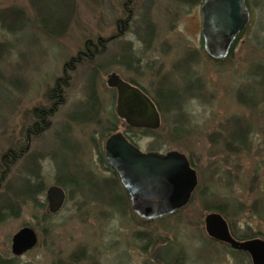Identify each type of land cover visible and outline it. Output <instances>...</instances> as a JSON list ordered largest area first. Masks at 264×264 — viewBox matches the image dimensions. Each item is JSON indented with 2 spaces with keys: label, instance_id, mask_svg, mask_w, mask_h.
<instances>
[{
  "label": "rangeland",
  "instance_id": "obj_1",
  "mask_svg": "<svg viewBox=\"0 0 264 264\" xmlns=\"http://www.w3.org/2000/svg\"><path fill=\"white\" fill-rule=\"evenodd\" d=\"M200 2L0 0V47L6 50H0V157L20 144L31 110L48 104L54 80L67 82L49 127L25 143L24 155L0 178L1 258H16L14 264H144L148 239H174L183 250L180 264H251L208 240L203 217L216 211L206 210L207 202L230 200L238 213L226 208L228 224L230 218L234 230L264 239V0H246L249 24L222 61L203 50ZM87 41L100 43V50L77 62ZM66 63L74 69L63 71ZM112 71L153 96L157 87L172 90L178 101L188 95L193 121L177 139L166 134L173 115L166 110L155 135L126 131L142 150L189 155L199 175L189 203L150 226L129 209L117 211L124 209V197L100 157L111 132L104 128L112 126L106 117L114 112L115 90L105 83ZM91 81L100 100L95 115L90 103H82ZM245 130V147L224 146L229 138L242 141ZM57 170L74 181L73 190L65 187L64 206L43 221L45 191L57 183ZM35 190L29 199L11 195ZM22 226L36 231L38 243L16 257L10 240Z\"/></svg>",
  "mask_w": 264,
  "mask_h": 264
},
{
  "label": "water",
  "instance_id": "obj_2",
  "mask_svg": "<svg viewBox=\"0 0 264 264\" xmlns=\"http://www.w3.org/2000/svg\"><path fill=\"white\" fill-rule=\"evenodd\" d=\"M199 14L205 53L213 60L224 59L236 36L249 21L245 0H202ZM106 85L116 90L114 111L126 125L148 130L159 127V111L139 87L124 81L115 72L107 75ZM104 154L126 188L133 210L147 219L172 213L184 205L196 184L194 170L183 153L177 150L143 152L119 131L105 140ZM45 194L46 211L57 213L65 199L64 190L54 184L47 187ZM204 226L210 237L229 244L232 249L247 252L251 264H264L263 239H234L229 234L226 220L217 212L205 216ZM37 241L35 230L22 226L11 236L10 252L21 256L33 249ZM180 254L181 246L169 240L155 248L154 258L163 264H173Z\"/></svg>",
  "mask_w": 264,
  "mask_h": 264
},
{
  "label": "trees",
  "instance_id": "obj_3",
  "mask_svg": "<svg viewBox=\"0 0 264 264\" xmlns=\"http://www.w3.org/2000/svg\"><path fill=\"white\" fill-rule=\"evenodd\" d=\"M185 1V0H183ZM188 2H193L196 0H186ZM20 10V9H19ZM21 12V10H20ZM130 18H126V21H129ZM9 30V29H8ZM118 34H115L114 36L117 37ZM101 46L100 43H98V45L96 44H92L90 42H86L85 43V51L80 52V55L85 54L87 58V60H89L91 58L92 55H94L96 53L97 50H100ZM98 47V48H97ZM0 50H3V52L5 53V48H1ZM79 55V56H80ZM229 56V53H228ZM227 56V57H228ZM226 57V58H227ZM225 58V59H226ZM92 60V58H91ZM222 61V60H220ZM93 76V74H92ZM131 83H135V81L130 80ZM67 82L64 80L63 77L60 78H56L52 84V86L50 88L47 89L46 91V100H47V105L45 106H40V107H35L31 110L30 112V117H29V121L27 123L24 124V132L22 134V137H20V141H18L20 144H13L10 145L6 151L1 155L0 159H1V165H3V171L1 172V176L5 174V172L7 171V168H9L11 166V164L13 162H15L18 158L22 157L27 149V147L25 148L24 145L25 143H29L31 141V139L36 138L39 136V134L44 131L47 127H49L50 125V117L53 115V113L56 110L57 105H59L62 102V95H63V91L66 88ZM138 85V84H137ZM141 87V86H140ZM142 88V87H141ZM148 95L151 96V98L154 100L158 110L160 111V113L164 110H166L167 112H171L172 115V123H171V129L166 133L169 135V137H171L172 140L177 139V136L179 135H183L186 131H187V125H190L193 121V119L191 118V116L188 114V110L186 111V107H185V99L187 98L188 95L182 97L180 99V101H178L173 94L172 90H169L168 88H164V87H157L155 90V95H151L149 92H147L144 88H142ZM87 97L86 100L83 101L82 103H90L93 107H94V115L97 112V109L100 105V100L98 98L97 95V91L96 88L93 84V82L91 81L90 87H88L87 89ZM190 94V93H188ZM173 102H177L176 105H171V103ZM94 117V116H93ZM106 122L112 126H106V128H104V131H114L116 130V127L118 126V124L120 123V121L117 119V117L115 116V114L111 111V113L109 114V116L106 117ZM113 123V124H112ZM127 131H133L131 128L126 127ZM161 129V128H159ZM142 132L150 134V135H155L157 130L155 131H148V130H143ZM246 132L247 130H245L243 132V139L242 141H240V138L237 139V137L234 138H229V140H225L223 141L224 146L230 150L236 149V148H231V147H235L238 146L240 147H245L246 146ZM235 143V144H234ZM153 147H155L153 145ZM36 176V174H35ZM56 182L58 185L64 187H70L72 185V190H73V182L74 181H66L63 179L61 172L59 170H57V174H56ZM39 184L40 187V183L39 182H35ZM38 187V188H39ZM30 189V188H29ZM38 190H35L33 193L31 194H15L14 192L11 193L13 198H33L34 193H36ZM29 193V192H28ZM206 203V202H205ZM208 203V202H207ZM205 204V209H214L218 212H220L221 214H223V216L226 218L225 214H226V208L229 207V215H236L238 213V209H235L234 203L232 201L229 200V202H225V203H221V204ZM43 205V204H42ZM49 214H47L46 212L42 213V219L43 221H45L46 219L49 218ZM229 230L231 235L236 238V239H247L250 238L251 235L245 231H236L233 229V227L231 226V221L229 218ZM229 251L232 254H236V255H244V253L242 251H236V250H230ZM16 258H11V259H4L0 257V264H14ZM72 262L74 264H79L76 263L77 260L76 259H72ZM79 262V261H78ZM72 264V263H71ZM82 264V263H81ZM83 264H97L95 261H89L87 263H83Z\"/></svg>",
  "mask_w": 264,
  "mask_h": 264
},
{
  "label": "flooded vegetation",
  "instance_id": "obj_4",
  "mask_svg": "<svg viewBox=\"0 0 264 264\" xmlns=\"http://www.w3.org/2000/svg\"><path fill=\"white\" fill-rule=\"evenodd\" d=\"M129 2H131V0H127V3H129ZM126 3V4H127ZM126 21V20H125ZM124 21V22H125ZM78 55V60H77V62H82L84 59H85V57H86V55L85 54H82V55H80V52L77 54ZM80 55V56H79ZM77 57V56H76ZM77 59V58H76ZM74 60V59H73ZM67 64V63H66ZM70 66V63L69 64H67V66H63V71H65V70H67L68 68H70V69H74V67H75V64H72L71 63V66ZM122 79H125V78H122ZM125 80H127V79H125ZM127 81H129V82H131L129 79L127 80ZM133 84H135V83H133ZM136 85H137V83H136ZM138 86H140V85H138ZM114 113V112H113ZM118 119V118H117ZM119 120V119H118ZM120 121V123L118 124V126L119 125H121V127H124V129H125V131L123 132V131H120L123 135H124V137L130 142V143H132L133 145H135V146H137L138 147V145H137V143H136V141L133 139V137H131L130 135H128L127 133H126V131H127V129H126V127H128V128H131L132 130H136V131H143V130H148V129H135V128H132V127H130V126H128V125H126L125 123H124V121L123 120H119ZM116 131H119V130H114V131H111L110 133H108L107 134V136H106V138H105V140L110 136V135H112L114 132H116ZM148 131H152V130H148ZM105 142V141H104ZM103 147H104V145H103ZM139 148V147H138ZM140 149V148H139ZM141 151H143V152H148V151H154V149H148V150H142V149H140ZM167 151H159V153H166ZM185 154V153H184ZM186 155V159H187V162H188V164H189V167L190 168H192L193 170H194V173H195V178L197 179V184L194 186V188H193V190L191 191V193H190V198H191V195L195 192V190L197 189V187H198V181H199V175L197 174V171H196V169H195V166H194V163H193V161H192V159H191V157L189 156V155H187V154H185ZM100 157H101V159H102V161H103V167L107 170V171H109V172H111L115 177H114V183H113V185H115V187H118L120 190H121V192H122V194H123V199H124V203H125V207H124V209H122V210H117V211H119L120 213H124V211H125V209H129V211H130V214H131V216L132 217H134V218H136L139 222H141V223H143V224H141L142 226H150L151 224H152V222L153 221H156V220H162V219H164V218H166V217H169V216H172V215H174V214H176L179 210H181L182 208H184L185 207V205H186V203L184 204V205H182L181 207H179L178 209H176L174 212H172V213H168V214H164V215H160V216H157V217H155V218H153V219H147V218H144V217H142V216H140V215H138L137 213H135V211L133 210V208H132V204H131V201H130V197H129V194H128V192H127V190H126V188L124 187V185H123V183L120 181V177H119V175H118V173H117V171L111 166V165H109L108 164V162H107V160H106V158H105V154H104V148H103V154H101L100 153ZM190 198H189V201H190ZM189 201L187 202V203H189ZM181 208V209H180ZM206 215V214H205ZM205 215H204V217H203V227H204V218H205ZM228 223V222H227ZM204 231H205V229H204ZM230 231V230H229ZM148 232V231H147ZM149 233V232H148ZM206 233V232H205ZM206 236H207V238H208V240H210V241H214V242H217L218 244H222L223 246H225L228 250L230 249V250H233V249H231L230 247H229V244H227V243H224V242H221V241H218V240H216V239H213V238H211V237H209L207 234H206ZM167 241V240H166ZM166 241H159V240H147V242H146V244L143 246V249H144V251H145V253H146V257H147V259L144 261V264H163V263H161L160 261H158V260H156L155 258H154V255H155V248L158 246V245H160V244H162V243H164V242H166ZM236 251H239V250H236ZM243 252V251H242ZM244 253V255L243 256H246L248 259H249V261L251 262V260H250V257H249V255H248V253H246V252H243ZM182 254H183V250L181 251V254H180V256L178 257V259L173 263V264H180L181 263V261H180V259L183 257L182 256ZM97 263V262H96ZM97 264H99V263H97Z\"/></svg>",
  "mask_w": 264,
  "mask_h": 264
}]
</instances>
